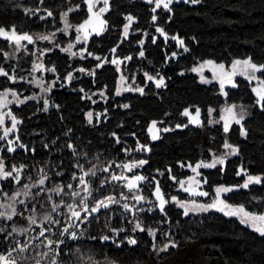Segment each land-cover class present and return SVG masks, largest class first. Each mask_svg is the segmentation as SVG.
<instances>
[{"label":"trees","instance_id":"obj_1","mask_svg":"<svg viewBox=\"0 0 264 264\" xmlns=\"http://www.w3.org/2000/svg\"><path fill=\"white\" fill-rule=\"evenodd\" d=\"M99 1L106 9L104 30L79 45L83 53L77 56L65 51L90 16L86 0H0V28L7 32L0 36V70L6 73L0 76V91L30 96L26 81L39 60L45 79L50 70L55 81L44 100L9 103L17 123L8 136L0 130V163L6 172L15 168L20 174L16 182L0 180V198L47 177L42 187L29 191L10 221L0 219V256L18 264H264V235L216 212L185 215L173 201L209 202L216 188L238 187L224 200L264 214L261 87L255 92L240 77L221 98L216 83L202 84L191 73L206 60L229 66L250 59L264 65V0H173L168 8L163 2L157 7V0ZM129 16L132 23L124 37ZM13 27L32 42L21 40L18 47L8 39ZM45 36L49 39H40ZM122 77L132 91L118 94ZM258 78L264 82V67ZM161 79L164 85L158 87L153 80ZM224 106L246 111L242 122L227 131L219 121ZM185 112L196 113L198 122ZM88 114L94 116L91 122ZM225 145L236 148L225 165L200 171L204 197L177 191L178 181L189 175L186 166L223 154ZM133 164L125 182L113 179L118 175L111 171L124 173ZM79 170L88 172L90 194L83 200L89 214L72 196ZM249 176H259L260 183L241 188ZM129 181L136 187L129 190ZM58 186L64 194L51 198ZM134 189L148 199L145 205L130 200ZM107 196L117 203L90 213ZM123 199L136 205L126 210ZM62 201L72 202L84 215L69 228L71 213L63 205L52 210ZM45 213L53 223L30 225V216L38 221ZM45 238L52 241L48 250ZM24 245L25 251H19Z\"/></svg>","mask_w":264,"mask_h":264},{"label":"rangeland","instance_id":"obj_2","mask_svg":"<svg viewBox=\"0 0 264 264\" xmlns=\"http://www.w3.org/2000/svg\"><path fill=\"white\" fill-rule=\"evenodd\" d=\"M101 1H103V0H101ZM162 2L166 3L167 0H162ZM100 3L101 2L99 0H92L93 7H92V10L90 12L89 18L86 21L89 23L85 22L83 24L84 25L83 28L78 27L77 37L75 38V43L69 45L66 48L65 52L69 53L70 55L80 56L83 52H82L81 48H79L78 46L81 44H85L90 35L95 34V33H101L104 30V22L101 23V21H102V15H103L105 10L104 11H101V10L105 9V5L102 6V5H100ZM131 23H132V20H131V22H129V20H128V22L126 23V25L128 26L127 31H125V26H124V30H123V36L124 37L127 36V33L130 29ZM0 36H3V35H0ZM236 61H244V60H235L229 66L223 65V68L220 67L222 64H217V63L210 61V60L202 61L191 69V73L194 74L197 77L198 81L202 84H209L212 82L216 83L218 86L217 93L221 98L225 97L226 92L228 90L234 89L236 87V83H235L236 79L240 78V77L247 80L249 83H251L255 92H256L255 87L256 88L261 87L260 90H257L258 93L264 92V82L258 78V72L261 70V67L258 66V70L253 71L252 69L248 68L247 66L243 65L242 63L236 64L234 66ZM45 73H46V70L44 69V66H43L41 60H39L35 65L34 71L32 72L30 79L28 81H26V85L32 90V92L30 93V96H28V97L21 98L22 94H24L23 91L21 93H15L14 91H0V121H2V122H0V130L3 133V136H8L10 134V132L15 129V127H13V117L11 116L9 108H8L9 103H11V102L14 103V101L20 103L26 99H43L44 100L45 97L53 90L54 83H55V81L51 78V75L53 73L50 70H48L47 74H48L49 80L45 79ZM1 75H3V74H0V76ZM153 81L157 85V82L160 80H153ZM163 85H164V82L159 87H162ZM117 91H118V94H122V93H125L128 91H132V87L129 84H127L125 79L122 77V78H120V80L118 82ZM13 93H15V95H13ZM230 108L232 109L231 112L228 111V109H230ZM211 114H212V111H211ZM195 116H197L196 113L187 112V118L189 120L196 122L198 120L197 119L198 116L197 117H195ZM245 116H246V111L241 107L224 106L220 110V120L219 121H221L224 126L227 125V127H228L232 123H237L236 120H239V123H237V124H240L242 122V120L245 118ZM93 117L94 116L92 114L91 115L88 114V120L90 122L93 120ZM96 117H98V116H96ZM214 122L215 121L212 120V123H214ZM225 148L226 149H225L224 153L221 155H212L211 158L208 160L200 161L193 166H190V165L186 166L185 170H187L189 172V175L186 178L178 181L177 191L181 192L182 194H186V195L204 197L205 195L201 194L203 192L201 191L202 183L200 181V171L201 170H209V169H212V168L217 167V166H224L226 161L228 159H230L236 153V148H234L232 146L225 147ZM233 149H235V151H233ZM221 160L223 161L222 163L219 162ZM135 165L136 164L130 165V167L128 166V168L126 169V171L124 173H123L122 169H119L118 172L111 171V174L118 175V177H121L120 180L122 182H125V179L127 177H129L131 175V173H133V170H135V168H134ZM207 165H214V166L208 167ZM193 169H195V171H193ZM85 173H88V172H84V171L79 170V172L74 177L76 179V187L72 191V193L73 192L79 193L78 196L72 195L74 199L77 198V199L82 200L85 197L89 196L90 187H89V182H88V175H85ZM19 175L17 177V172H12V176L7 177V178L13 179V177H17V179H13L16 182L19 179ZM81 176L84 177L86 185L80 184V177ZM254 177H259V176H254ZM7 178H4V179H7ZM4 179H0V180H4ZM41 179H44V183H45L47 180V177L42 176ZM247 179H248V177H247ZM247 179L245 180V182L247 181ZM39 181L34 183L27 190H23V191L18 190L16 192H14L11 195V197H9L6 200L0 198V211L5 212L6 214H11L12 210L10 207H8V205L14 204V207L16 209L17 206L22 204V203H19V201H24L25 197L29 196V191H31L37 187L43 186V185L39 184ZM245 182L241 185V188H247L250 185L259 184V183L253 182V183H249L247 187H243ZM85 186H87V188L89 190L88 192L84 191ZM58 187H55L50 191L51 198H53L54 196H61L64 194L61 187H59V189H60L59 194L57 193L56 189ZM217 189H229V190L228 191H221L218 194ZM237 189H238V187H218L215 190L214 199L212 201H209V202L196 201V200H192V199L182 200V201H178L177 199H173V201L176 203L177 207L183 211L184 214H185L184 207H181V205H184L185 207L192 209L188 212L187 215H189V214L197 215V214H204L207 212H216V213H219V214L227 216V217L235 218L241 223V219H242L241 214H239V213L237 215H226L225 214L226 212L237 210V209L241 208V207L229 205L224 200L225 195H227L228 193H230L234 190H237ZM25 191L28 192V195H24ZM139 191H140V189H138V190L134 189L133 190L132 197L130 198L131 201H133V200L136 201L134 198L135 196H141ZM107 197H109V196H107ZM104 198H106V197H104ZM104 198H102V199H104ZM102 199H99V200H102ZM146 200H148V199L143 198V200H141L140 202H137V201L136 202H137V204L145 205V203H147ZM219 201H223V204H220ZM63 202L64 201L57 202L58 208H61L63 205L65 207V212L66 211L71 212L67 206L73 205V203L72 202L63 203ZM136 202L135 203H129L128 201L123 199L122 207L124 204H128L129 208H131L132 205H136ZM211 204H216V207L210 208L208 211H197V210H195L197 206H206V205H211ZM225 205H227V207H225ZM147 207L151 208V204H149ZM53 212L56 213L57 211H53ZM50 215L51 214H49V213H45L40 217V219L38 221H36L35 224L30 223V225L42 227V224L46 221H47V224H50L53 220ZM13 216H12V218H13ZM45 216L50 217V219L45 220L44 219ZM29 218H34V217L30 216ZM0 219L10 221V220L3 218V217H0ZM29 221H30V219H29ZM241 224L244 227L260 234L259 232H257L255 230V227L251 223H247V224L241 223ZM15 232L16 233L19 232V234H20V231H18V230ZM45 232L46 231L44 230V233ZM49 241L50 240L48 238L44 239V245L46 247V250H48L49 246L51 245V244H49ZM0 264H4V262H0Z\"/></svg>","mask_w":264,"mask_h":264},{"label":"snow or ice","instance_id":"obj_3","mask_svg":"<svg viewBox=\"0 0 264 264\" xmlns=\"http://www.w3.org/2000/svg\"><path fill=\"white\" fill-rule=\"evenodd\" d=\"M161 2H162V0H157V7H160ZM171 2H172V0H167L166 3H163V7H164V8H168V5H169ZM184 2H185V3L198 4V3H200V0H184ZM86 3H88V5H89V11L91 12L92 7H93V5H92V0H86ZM105 4H107V0H105ZM104 10H106V9H102L101 11H104ZM154 10H155V9H154ZM48 15L50 16V15H52V13L49 12ZM66 16H67V13H64V14H63V17H66ZM63 17H62V18H63ZM127 19L129 20V22H131L132 17L129 16V17H127ZM153 19L155 20V17H153ZM86 23H89V22H86ZM101 23H103V22L101 21ZM80 27L83 28L84 25H81ZM127 27H128V26L125 25V31H127ZM157 31H160V29H157ZM0 35H6V36H7V32H6V30H5L4 28H0ZM8 39H10V40H14V42L17 44L18 47L20 46V41H21V40H27V41H29L30 43L32 42V37L29 36V35H27V34H24V35H17L14 27L11 29V36H8ZM40 39H48V37H46V36H45V37H40ZM174 39H175V38H174ZM180 43L182 44L183 41H180ZM185 50H187V49H185ZM141 55H143V53H141ZM241 63H242L243 65L247 66L248 68L252 69L253 71L258 70V66H257L256 64L252 63L250 59H246V60H244V61H236L235 64H234V66H235L236 64H241ZM220 67L223 68V65H221ZM259 67H264V65H261V66H259ZM0 74H5V75H6V73H3L2 70H0ZM69 75H71V74H69ZM150 79H151V78H150ZM162 84H163V80H162V79H161L160 81L157 82V86H158V87H159L160 85H162ZM222 86H223V85H222ZM259 94L262 95V96H264V92L259 93ZM13 95H15V93H13ZM125 107H127V105H125ZM228 111L231 112L232 109L230 108V109H228ZM185 114H187V112H185ZM89 115H91V114H89ZM241 118H242V117H241ZM0 122H2V121H0ZM197 122H198V121H197ZM236 122L239 123V120H236ZM16 123H17V121H16L15 118L13 117V127H15V124H16ZM227 130H228V128H227V125H226V126H225V131H227ZM243 134H244V133H243V131H242V135H243ZM154 138H155V137H154ZM225 146H226V147H229V145H225ZM69 147H71V145H69ZM8 151L11 152V151H13V149H12V148H9ZM233 151H235V149H233ZM219 162L222 163L223 161L221 160V161H219ZM139 163H140V164H143L144 161H140ZM207 166H208V167H212V166H214V165H207ZM12 171H13V172H17V177H18V175H19V171H18L17 169H15V168H13ZM104 171H107V169H104ZM193 171H195V169H193ZM85 175H88V173H85ZM92 175H95V173L93 172ZM10 176H12V172H6V171H4V169H3V164L0 163V179H4V178L10 177ZM17 177H13V179H17ZM113 179H121V177H113ZM135 179H136V180H140V179H142V177H136ZM253 182H254V183H260V177L249 176L248 179H247V181H246L245 184L243 185V187H247L249 183H253ZM39 184H40V185H43V184H44V179H41V180L39 181ZM80 184H81V185H86V182H85L83 176L80 177ZM28 187H29V186L25 185V188H26V189H27ZM68 187L71 188L72 185H68ZM127 187L129 188V190H131V189L135 188L136 185H135L134 182L129 181ZM228 190H229V189H217V193L219 194L221 191H228ZM56 191H57V193L59 194V192H60L59 187L56 189ZM84 191H86V192L89 191L88 188H87V186H85ZM89 194H90V192H89ZM201 194H202V195H206V193H201ZM17 195H18V194H17ZM24 195H28V192L25 191ZM72 195H73V196H78L79 193H78V192H73ZM156 195H157V199L160 200V209H161V211H163V210H164V203H165V201H164V200L162 199V197L160 196L159 188H157ZM134 198H135V200H136L137 202H140L141 200H143V197H141V196H135ZM13 199H14V198H13ZM173 199H175V198H173ZM19 203H24V202H23V201H19ZM80 203L83 205V211L88 212V211H89V210H88V206H87V204L84 202L83 199L81 200ZM111 203H117V201H115V200L113 199V197H111V196L106 197V198H104V199H102V200H99V201L96 202L95 206H93V207L90 209V213H96V212H98L101 208H105V209H106V208L109 207V205H110ZM219 203H220V204H223V201H219ZM8 207H10L11 210H12V211H11V214H6L5 212L0 211V217L6 218V219H8V220H11V219H12V216L16 214V210H15L14 204H13V205H8ZM67 207H68L69 210L71 211V216H72V217L76 218L77 220H80V219H81L80 211H79V210H74V209H75V206H74V205H68ZM123 207H124L126 210H129V211L131 210V209H129L128 204H124ZM181 207H184L185 215H187L188 212H189L190 210H192V209H189V208L185 207L184 205H181ZM215 207H216V204H211V205H206V206H197L195 210H197V211H208L210 208H215ZM225 207H227V205H225ZM57 208H58V205H54L52 210H53V211H56ZM238 213L241 214V216H242L241 223H246V224H247V223H251V224L255 227V230H256L257 232H259L261 235H264V214H259V215H258V214H254V213H249V212L245 211L243 207H241V208H239V209H237V210H233V211L226 212L225 214H226V215H237ZM29 219H30V223H32V224H35V223H36L35 218H29ZM44 219H45V220H49L50 217L45 216ZM136 227H137V228H140V225L137 224ZM67 230H68V229H64L65 232H66ZM141 230H143V229H141ZM2 231H4V229H3V228H0V232H2ZM13 231L15 232V231H17V229L14 228ZM22 231H27V229H23ZM9 235H10V234H9ZM40 235H41V236L44 235V230H42V231L40 232ZM71 238H72V239H75V238H76L75 233L72 234ZM103 239H104V240H107L108 237H103ZM51 243H52V241H49V244H51ZM60 243H63V241H61ZM129 243H130V244H135L136 241H135V240H129ZM26 247H27V245L19 246V251H21V252L25 251ZM9 255H10V254H9ZM0 262H4V264H18V262H17L16 260H14V259H13V260H10V261H7L6 258H5L4 256H0ZM37 264H39V262H37ZM53 264H55V261H53Z\"/></svg>","mask_w":264,"mask_h":264},{"label":"flooded vegetation","instance_id":"obj_4","mask_svg":"<svg viewBox=\"0 0 264 264\" xmlns=\"http://www.w3.org/2000/svg\"><path fill=\"white\" fill-rule=\"evenodd\" d=\"M80 214H81V219L80 220H77L76 218H74V217H72L70 215V220H69V222L67 224V228L74 226L75 224L79 223V221H81L83 219V216H84L83 213L80 212ZM85 214H89V212H85Z\"/></svg>","mask_w":264,"mask_h":264}]
</instances>
